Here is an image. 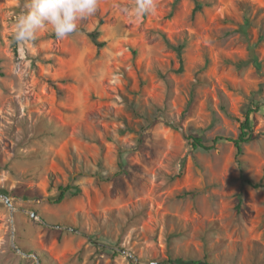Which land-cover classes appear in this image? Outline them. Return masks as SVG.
I'll return each instance as SVG.
<instances>
[{"label":"rangeland","instance_id":"obj_1","mask_svg":"<svg viewBox=\"0 0 264 264\" xmlns=\"http://www.w3.org/2000/svg\"><path fill=\"white\" fill-rule=\"evenodd\" d=\"M196 1L99 0L17 45L27 0H0V193L38 264H264V103L240 164L227 140L264 100V0ZM10 244L0 198V264H37Z\"/></svg>","mask_w":264,"mask_h":264},{"label":"clouds","instance_id":"obj_2","mask_svg":"<svg viewBox=\"0 0 264 264\" xmlns=\"http://www.w3.org/2000/svg\"><path fill=\"white\" fill-rule=\"evenodd\" d=\"M99 0H27L26 11L15 20L11 40L27 45L38 38L41 29L50 26L58 39L76 32L79 23L94 16ZM154 0H136L135 14L141 16L154 10ZM22 67L18 63L17 68Z\"/></svg>","mask_w":264,"mask_h":264},{"label":"trees","instance_id":"obj_3","mask_svg":"<svg viewBox=\"0 0 264 264\" xmlns=\"http://www.w3.org/2000/svg\"><path fill=\"white\" fill-rule=\"evenodd\" d=\"M195 3H196L197 9L201 8V4L198 1L195 0ZM88 35H89L90 40L97 46L98 49L104 46V42L98 39L99 33L97 31H92ZM181 48H182V45H177L174 47V49L178 53H180ZM263 103H264V100L263 98H261L258 103L252 104V106L248 107L244 113V119L241 121V126H240L241 131L238 134V136L236 138H227V140H230L233 142L236 148V156H237V161L239 162V164H240L239 157L243 153V145L247 143L252 136V128L250 124V113L255 111L258 105H261ZM189 138L191 139L190 143L193 148H202L204 150H210L213 148V144L209 145L205 143L204 140L200 136L191 135L189 136ZM217 139H223V138L218 137ZM212 142L213 143L216 142V138ZM244 181L253 188H264V183L262 181H254L249 178H244ZM64 190L65 188L64 189L62 188V192L60 196L57 198V201H60L62 199L64 195ZM176 262H177L176 259L168 258L167 260L163 261L162 264H176ZM193 263H196V262H193ZM202 263L209 264V262H207L206 260L203 261Z\"/></svg>","mask_w":264,"mask_h":264},{"label":"water","instance_id":"obj_4","mask_svg":"<svg viewBox=\"0 0 264 264\" xmlns=\"http://www.w3.org/2000/svg\"><path fill=\"white\" fill-rule=\"evenodd\" d=\"M0 198L4 201V203L6 204V206L9 208L10 210V222H11V248L16 252L19 253L23 256L26 257H33L36 261V263L38 264V257L35 254H31V253H26L20 250V248L15 244L14 240H13V236H14V229H13V206L11 203L10 198L3 193H0ZM30 216L31 217H36V214L34 212H30ZM198 264H202V262H199Z\"/></svg>","mask_w":264,"mask_h":264}]
</instances>
